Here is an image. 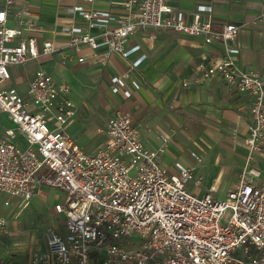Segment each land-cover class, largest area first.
<instances>
[{"label":"built area","instance_id":"obj_1","mask_svg":"<svg viewBox=\"0 0 264 264\" xmlns=\"http://www.w3.org/2000/svg\"><path fill=\"white\" fill-rule=\"evenodd\" d=\"M14 1L4 0L0 6V112L15 124L0 130V197L8 206L10 197L28 201L42 186L65 191L63 202L54 205L55 212L64 216V236L52 225L45 228L47 248L32 263L264 264V181H256L261 170L254 165L264 147V74L236 63L239 47L233 41L241 25L215 26L212 6L204 3L191 11L188 20V13L169 0H121L120 12L73 3L67 9L71 19L62 26L69 35L66 47L75 52L82 46L93 50L104 46L103 53L94 54L102 62L112 53L129 59L139 45L126 47L128 38L147 29L223 44L222 57L202 60L196 66L198 75L184 79L190 83L217 75L229 88L251 97L244 166L225 197L217 198L215 183L203 192L187 190V181L199 185L203 175L179 160L174 169L162 164L165 144L145 145L130 112L116 108L99 129L104 142L86 151L64 130L76 109L66 83L38 67L24 92L10 84L9 65L57 50L50 40L39 49L35 37L24 38L21 28L7 25ZM261 1L255 22L264 21ZM28 13L23 6L13 15L24 21ZM25 22L29 30L40 29L33 20ZM144 56L129 60V66ZM128 76L112 75L111 91L129 98ZM129 83L135 89L140 86L135 79ZM17 135L22 144L15 141ZM191 155L200 158L193 151ZM1 229L6 231V218L0 214Z\"/></svg>","mask_w":264,"mask_h":264},{"label":"crops","instance_id":"obj_2","mask_svg":"<svg viewBox=\"0 0 264 264\" xmlns=\"http://www.w3.org/2000/svg\"><path fill=\"white\" fill-rule=\"evenodd\" d=\"M73 3H82L87 7L111 10L113 12H120L122 10L121 0H92L91 2L87 0H15L12 4L7 21L8 26L18 27L22 29V37H35L36 46L39 49L41 48L45 40H50L54 43L57 49L54 52L46 55H39L36 58L29 59L25 63L29 68L26 67L25 64H22L25 67V78L20 82H16L17 85L12 83V76L14 74L12 75V71L10 70L11 78L9 83L17 87L21 92H24L27 86L28 79L31 77L33 71L38 67L46 69L57 82L66 83L70 88L69 95L70 98L74 101L76 109L75 114L65 123V125L73 121L74 116L76 118V121H78V123L80 122L79 118H81L84 108V104L82 103L83 98L88 99L87 104L92 109L98 107L111 110V113L108 114V117L113 114L114 110L117 108L118 103H120L121 101H125V103L130 108L135 109V106L142 107V112L143 114H145V117L143 119H147L145 122L143 121V123L139 125L136 123V120L134 121V119L132 118L133 122L138 127V134L140 133L139 129L141 128V126H146L147 129H155L160 135L161 131H167L166 127L158 123L156 121L157 119H154L153 117V122L149 120L150 113L154 116L159 110L155 99L157 95H161V89L160 87H157V85L159 83L165 85L167 83L165 76H167V78H169L171 75L173 76L174 74H176L175 70L177 68H179V70L181 69V81L194 77L195 75H198L196 66L199 62L206 58H220L224 54L223 44L219 41H214L213 43L208 44L205 43L201 37L189 36L172 30L147 29L144 32H137L128 38L126 47H131L135 44L139 45V49L133 52L129 56V59H124L119 54L112 53L105 58V62L99 61L94 56V54L103 53L106 50L104 46L97 47L95 50L87 46H82L78 52H75L69 47H66L69 35L62 31V26L67 24L71 19V15L68 13L67 9ZM169 3L188 13V20L191 19V11L198 4L204 3L212 6L210 16L215 26L219 27L228 22L241 25L239 34L233 41V43L239 47V52L236 55V63L241 69L257 70L261 73H264V21L258 20L255 22L254 19L255 16L261 11V0H169ZM3 5L4 0H0V6ZM23 6H26L28 8L29 13L25 15L24 21H19L14 17L13 12ZM206 15L207 14L204 13V16ZM27 20H33L40 26V29H27L25 22ZM163 31H169L180 35L178 44L181 46L183 54L181 57L177 55L180 52L179 50H176V48L179 47V45H177L176 48H171L169 51H167L162 58H158L153 62L150 58L145 43H150V41L154 40L153 38L157 37L159 33ZM151 33H154L156 36L153 37ZM67 53L70 54V57H66ZM140 54H144L145 56L136 66L130 67L129 60L135 59ZM80 56L84 57L83 61H78V57ZM169 63L172 64L169 65ZM182 63L184 65H182ZM160 67L163 68L162 71L164 73L160 72ZM63 71L68 75H63ZM123 72H127L129 74L128 85L132 89V95L129 98H125L122 93H113L110 89V77L112 75H118ZM73 73H76L78 75H88L90 78L97 77L96 83L98 84L99 91L95 96L92 97V99L90 97H82V94L80 93L82 92V89H78L70 82L69 75ZM154 76L156 77V80L148 82V80L154 78ZM130 79H135L140 85L139 88H133L129 83ZM150 83L154 87L151 86ZM189 85L191 88V92L186 95V98L188 99H192L191 94H193L194 100L202 102L205 107L214 106L217 109H221V107H223L222 110H226L227 108H236V110H238L236 119L240 120L243 123L244 127L242 126L243 129L240 131H234L232 136L234 140L237 141L238 136L242 135L244 140V137L248 131V109L251 102L250 95L229 88L226 85L224 79L217 75L209 78H202L198 82L190 83ZM104 92V97L107 100L106 103L100 105L96 104L94 101H96L97 96L100 95V93L104 94ZM76 100L79 102H77ZM120 109L128 111L124 108ZM145 110H147V112ZM231 117H234V114H231ZM105 122L106 119L97 126V130L95 131V133L102 138V140L99 141L100 145L105 140V134L103 131L100 132L99 129L104 128ZM149 122H151L152 124H149ZM88 127L89 125L84 126L83 129H81V132L86 130ZM146 135L148 136L146 132L142 135L139 134L140 139L145 145L149 147H158L163 143L166 145L165 142L167 140L163 141L162 138L165 136L160 135L163 142L154 145V142L150 140L151 138H148L150 140V143H145L144 137H146ZM242 144L244 145L243 142ZM94 149L95 148H93L92 150ZM256 156L257 157L254 161L255 166H257L255 163L256 161L264 159V147H262L260 153H257ZM183 162L187 163L184 160ZM244 162L245 158L243 160V165L238 171L236 180L242 167L244 166ZM259 177L256 180L257 182L264 181L259 180ZM235 182L233 183V185L235 184ZM203 191L204 189L199 192ZM40 193L41 189L39 192L32 195L30 199ZM3 198L4 197H0V207L2 208L0 214L7 218L8 221L9 216L13 215L14 213L16 214V211L21 208L23 201H20V199L16 197H10V204L8 206H5L3 204ZM59 202L61 201H55L52 206V213L57 217L63 215L61 213L55 212L54 210V205ZM8 207L11 208L9 209ZM8 223L7 225L9 231L10 224ZM52 223L53 222L51 221L50 225L53 226ZM62 231H64V228ZM46 248L47 246L45 242V246L33 251V254H23L22 256L10 255L9 257L4 258L3 261H6L10 264H33V257L38 253L44 251ZM71 264L76 263L73 262Z\"/></svg>","mask_w":264,"mask_h":264},{"label":"rangeland","instance_id":"obj_3","mask_svg":"<svg viewBox=\"0 0 264 264\" xmlns=\"http://www.w3.org/2000/svg\"><path fill=\"white\" fill-rule=\"evenodd\" d=\"M179 36L173 32L163 31L153 38L154 40L150 41V43H145L152 61L162 58L171 48H176L179 45ZM176 50L180 51L177 55L181 57L183 54L181 46L179 45ZM182 65L184 64L182 63ZM9 69L12 71V75L14 74L12 83L16 84V82L24 80L25 67L23 65H9ZM160 69V72L164 73L162 71L163 68L160 67ZM175 73L169 78L165 76L167 82L165 85L162 83L157 85L161 89V95H157L155 99L159 110L157 109L158 112L154 116L150 113L149 117L151 122L154 121L153 117L167 129V131H161L160 134L165 136L167 140L165 142V152L161 156L160 161L171 169H174L175 160L182 162L184 160L193 165L195 173L203 175V182L195 185L193 180L187 181L185 183L186 189L199 192L202 189L205 190L211 183H215L217 192L214 195L217 198H224L226 192L231 189L235 182L246 156V149L242 144L243 136L237 135V141L232 136L234 131L242 130L244 125L240 120L236 119L238 112L236 108L222 110L223 107L221 109H217L214 106L205 107L202 102L194 100L193 94H191L192 99L186 98V95L191 92L189 84L196 83L199 80L190 83L184 80L181 81V69L177 68ZM62 74L68 75L64 71ZM69 79L78 89H82V92H80L82 97H90L92 99L99 91L96 83L97 77L90 78L88 75L73 73L69 75ZM155 80L156 77L154 76L148 82ZM151 86L153 85L151 84ZM104 95L105 92L104 94L100 93L94 102L99 105L105 104L107 100ZM87 100V98H83L84 108L82 116L79 118L80 122L78 123L74 116L73 121L66 125L64 124V130L74 138L80 147L89 151L100 145L99 141L102 138L95 131L97 126L107 119L111 110L98 107L92 109L88 106ZM117 108L128 110L134 121L136 120L139 125L147 120L143 119L145 114H143L140 106H135V110L130 108L125 101H121L118 103ZM145 111L147 112V110ZM231 114H234V117H231ZM151 122L149 124H152ZM86 125H89V127L81 132V129ZM4 126L14 127L15 124L6 113L0 112V130ZM139 131L141 135L145 132L148 134V136L144 137L145 143H150V140L154 142V145L163 142L155 129H147L146 126H141ZM20 136L17 135L15 141L22 144ZM148 138L151 139L149 140ZM192 151L200 158L196 159V157L191 155ZM255 163L262 172L259 180H264V159ZM131 173L134 174L135 171L132 170ZM64 194L65 191L60 188L42 186L40 194L23 202L16 214L9 216L8 221L6 218V231L0 230V262L10 255H30V253H34L33 251L43 248L46 242L45 228L50 225L51 221L57 232L64 236L62 231V219L64 216L57 217L52 213L53 203L55 201L63 202ZM11 207L8 208L10 209ZM1 211L2 208L0 207ZM7 223L10 224L9 231ZM135 237L136 235L131 236L133 239Z\"/></svg>","mask_w":264,"mask_h":264}]
</instances>
